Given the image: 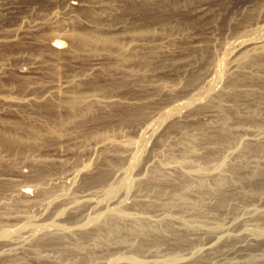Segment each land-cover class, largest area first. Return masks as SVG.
<instances>
[{
    "label": "rangeland",
    "instance_id": "rangeland-1",
    "mask_svg": "<svg viewBox=\"0 0 264 264\" xmlns=\"http://www.w3.org/2000/svg\"><path fill=\"white\" fill-rule=\"evenodd\" d=\"M262 22L264 0H0V95H10L0 101V130L34 141L20 148L0 142V264H104L118 257L154 264H264V237L245 231H264V54L259 62L239 63L240 74L224 71L215 89L205 90L223 45L253 37ZM94 23L111 39L84 47L71 38ZM53 39L60 40L61 51L52 48ZM241 47L234 59L249 46ZM226 83L247 92L218 93ZM51 87L64 89L63 97L96 94L102 103L79 114L58 106L56 98H42ZM17 98L23 101L12 102ZM190 98L188 107L162 120L165 110ZM153 122V135L143 136ZM109 136L133 140V146L119 153L100 150L97 139ZM135 147L138 159L128 163ZM87 161L91 167L85 169ZM113 166L132 177L109 200L103 193L119 176ZM160 166L170 169L161 172ZM199 169L213 175L186 173ZM113 208L164 220L151 225L118 219ZM35 223L66 228L43 233L32 231ZM206 244L209 250L198 249Z\"/></svg>",
    "mask_w": 264,
    "mask_h": 264
},
{
    "label": "bare ground",
    "instance_id": "bare-ground-1",
    "mask_svg": "<svg viewBox=\"0 0 264 264\" xmlns=\"http://www.w3.org/2000/svg\"><path fill=\"white\" fill-rule=\"evenodd\" d=\"M180 1V0H179ZM172 2H174V1H172ZM175 2H176V0H175ZM142 3V2H141ZM139 4V5H141V7H143L142 6V4L144 3H142V4ZM146 3H148V2H146ZM146 3H145V5H146ZM171 3V2H170ZM169 3V4H170ZM135 4V3H134ZM137 5H138V3H136ZM172 4V3H171ZM180 4V3H179ZM188 4V3H187ZM138 5V6H139ZM144 5V4H143ZM190 5H193V4H190ZM201 5V4H200ZM204 5V4H203ZM129 7L131 6V4L129 3V5H128ZM133 6V5H132ZM132 6L130 7L131 9H132ZM136 6V5H135ZM176 6V5H175ZM175 6H173V7H175ZM180 6V5H179ZM199 6V5H198ZM140 7V6H139ZM160 7H162V5H160ZM159 7V8H160ZM164 7H165V4H164ZM187 7H188V5H187ZM128 8V7H127ZM135 9H136V11L138 10L137 9V6L136 7H134ZM144 8H145V6H144ZM177 8V7H176ZM197 8V7H196ZM129 9V8H128ZM130 9V10H131ZM135 9H133V12L135 11ZM161 10L162 9H164L163 7L162 8H160ZM171 9H172V7H171ZM182 9V8H181ZM190 9V8H189ZM200 9V8H199ZM198 9V10H199ZM141 10V9H140ZM149 10V9H148ZM159 10V9H158ZM176 10V9H175ZM202 10V9H201ZM205 10V9H204ZM204 10H202V11H204ZM126 11H128V10H126ZM196 11V10H195ZM201 11V12H202ZM206 11V10H205ZM137 12H140L139 10L137 11ZM143 12V11H142ZM189 12V11H188ZM148 13V12H147ZM159 13V12H158ZM157 13V14H158ZM190 13V12H189ZM202 14V13H201ZM159 15V14H158ZM160 15H162L161 13H160ZM153 16H155V15H153ZM153 16H151V17H153ZM165 16V15H164ZM256 16V15H255ZM157 17V16H156ZM163 16H161V18H162ZM175 17H176V15H175ZM206 17V16H205ZM257 17H258V15H257ZM158 18V17H157ZM160 17H159V19H161ZM194 18V17H193ZM198 18V17H197ZM91 19V18H90ZM94 19V18H93ZM154 19V18H153ZM158 19V21H160ZM164 19V18H163ZM162 19V20H163ZM172 19V18H171ZM203 19V18H202ZM95 20V19H94ZM161 20V21H162ZM93 21V20H92ZM101 20H99V22H100ZM155 21V20H154ZM173 21V20H172ZM261 21V20H260ZM94 22V21H93ZM95 22H97L98 23V20H97V18H96V21ZM181 22V21H180ZM189 22V21H188ZM102 23V22H101ZM101 23H99L100 24V26H101ZM181 23H183V22H181ZM91 24V23H90ZM95 24V23H94ZM160 24H163V23H160ZM179 24V23H178ZM131 25V24H130ZM135 25V24H134ZM100 26H98V25H96L95 24V26H92L93 28L91 29V30H89V31H84V32H81L80 34H75L73 37H71L72 39L73 38H77V40L78 41H80L79 43H80V45L82 46L83 44H84V47L85 46H89V47H92V45H94V43H105V42H107L108 40H110L111 38L110 37H108L107 35H104V33L102 32V30H100ZM103 26V25H102ZM102 26H101V28H102ZM128 26V25H127ZM136 26V25H135ZM147 26V25H146ZM145 26V27H146ZM150 26V25H149ZM149 26H147L148 27V29H149ZM158 26V25H157ZM192 26V25H191ZM139 27V26H138ZM138 27L136 28V30H138ZM141 27H144V26H142L141 25ZM141 27H140V30H141ZM165 27V26H164ZM180 27V26H179ZM184 27V26H183ZM163 28V27H162ZM134 29V28H133ZM175 29V28H174ZM255 31H253L254 32V36L253 37H250V38H240V39H234V40H231L230 42H228V43H226V44H224L223 45V53H222V55L223 56H221V58H219V59H217L216 58V63L214 64V67L212 66L213 64H211V67L213 68L212 69V71H211V69H208L207 68V70H206V72H209V74H210V71H211V73L212 74H210L209 76L210 77H207V78H205V79H207L206 80V85H207V87H206V89L205 88H203V89H205L206 90V94H207V92H209V94H210V91L209 90H211V88H212V91H213V88L215 89V86L216 85H218L217 83H219L220 81H221V77L224 75V71H227V72H233V74H234V72L236 73H239V72H241V70H237V66L239 65V63H241L240 65H242V62L244 61H246L247 62V60L248 59H250L251 58V60L252 61H249V62H253V61H256V62H259L262 58H261V55H263L264 54V23L262 22V23H260L258 26H256L255 28H253ZM154 30V29H153ZM129 31H131V30H129ZM129 31H128V34H129ZM143 33L144 32H147V33H149V32H151V30L149 31H147V28H145V29H143L142 28V30H141ZM140 31V32H141ZM252 31V30H251ZM134 32V31H133ZM138 32V31H137ZM175 32V31H174ZM255 32L257 33V35H255ZM153 33V32H152ZM149 34H151V33H149ZM155 34V33H154ZM161 34V33H160ZM250 34V33H249ZM72 35V34H71ZM143 35V34H142ZM156 35H157V32H156ZM70 36V35H69ZM134 36V35H133ZM147 36V35H146ZM153 36V35H152ZM168 36H170V35H168ZM174 36V35H173ZM172 36V37H173ZM139 37V36H138ZM137 37V38H138ZM142 37H144V36H142ZM148 37H149V39L151 38V35L149 36L148 35ZM156 37V36H155ZM158 37H161V36H158ZM164 37H166L165 35H164ZM130 38H131V36H130ZM154 38V37H153ZM140 39H141V37H140ZM143 39V38H142ZM147 40H149L148 38H146ZM152 39V38H151ZM159 39V38H158ZM163 39V38H162ZM176 39H178V38H176ZM144 40V39H143ZM202 40V39H201ZM146 41V40H145ZM76 42V41H75ZM207 43V42H206ZM205 43V44H206ZM51 44V46H52V48L54 49V50H57V51H61V48H60V46H61V44H60V40H58V39H56V40H54L53 39V41L50 43ZM75 44V43H74ZM73 44V45H74ZM205 44H204V46H205ZM208 44V43H207ZM77 45H78V43H77ZM76 45V46H77ZM80 45L78 46V48L80 47ZM209 45H211V44H209ZM75 46V49L77 48ZM124 46V45H123ZM241 46H249L248 48H246V49H242L243 51L241 52V54L242 55H240V57H237V59L235 58L234 59V57H235V55L232 57L231 55L233 54V53H239V48H242ZM83 47V48H84ZM126 47V46H125ZM77 48V49H78ZM129 48V47H128ZM195 48V47H194ZM121 49V48H120ZM131 49H132V46H131ZM74 50V49H73ZM128 50V49H127ZM199 50V49H198ZM207 50V49H206ZM209 50H210V48H209ZM237 50H238V52H237ZM71 51V50H70ZM76 51V50H75ZM194 51V50H193ZM203 51V50H202ZM205 51V50H204ZM211 51V50H210ZM73 52V51H72ZM131 52V51H130ZM129 52V53H130ZM214 52V51H213ZM128 53V54H129ZM132 53V52H131ZM209 53V52H208ZM202 54H203V52H202ZM210 54V53H209ZM240 54V53H239ZM132 55H134V52H133V54ZM198 55V54H197ZM213 54H211V57L213 58V56H212ZM242 56V57H241ZM260 56V57H259ZM131 57V56H130ZM209 57V56H208ZM231 57L233 58V59H231ZM264 57V56H263ZM248 58V59H247ZM207 59H209V58H207ZM206 59V60H207ZM211 59V58H210ZM214 59V58H213ZM264 59V58H263ZM201 60V59H200ZM236 60H238V61H236ZM208 61V60H207ZM227 61H229V62H231V65L230 66H228V67H226V62ZM264 61V60H263ZM193 62V61H192ZM196 62V61H195ZM243 62V65H245V63ZM210 63H211V61H210ZM209 62H208V64H210ZM212 63H213V61H212ZM254 63V62H253ZM263 63V62H262ZM261 63V64H262ZM251 64V63H250ZM257 64V63H256ZM264 64V63H263ZM262 64V65H263ZM206 65H207V63H206ZM206 65H205V67H206ZM242 65V66H243ZM248 65L249 64H247V67H248ZM255 65V64H254ZM260 65V64H259ZM208 66V65H207ZM261 66V65H260ZM204 66H203V69L205 68ZM210 67V66H209ZM210 67V68H211ZM247 67H246V69H247ZM256 67H258V66H256ZM238 68H239V66H238ZM249 68V67H248ZM260 68V67H259ZM241 69H245V68H241ZM255 69V68H254ZM262 69V68H261ZM252 70V69H251ZM201 71V70H200ZM204 71V70H203ZM243 71V70H242ZM246 71H248V70H244L243 72H246ZM258 71H259V69H258ZM243 72H242V74L241 75H243ZM253 72V71H252ZM252 72H250V70H249V73H252ZM257 72V71H256ZM248 73V74H249ZM255 73V72H254ZM192 74V73H191ZM240 74V73H239ZM238 74V75H239ZM257 74V73H256ZM196 75V74H195ZM229 75V74H228ZM245 75V74H244ZM260 75V74H259ZM258 75V76H259ZM193 76V75H192ZM201 76V75H200ZM203 76V75H202ZM208 76V75H207ZM231 76H232V74H231ZM234 76V75H233ZM237 76V75H236ZM247 76V75H246ZM264 76V75H263ZM229 77V76H228ZM254 77H256L255 75H254ZM236 78H239V82L241 81L240 79H241V76L240 77H236ZM248 78V77H247ZM259 78H262V77H259ZM191 79H193V78H191ZM232 79H235V78H232ZM257 80H259V79H257ZM263 80V79H262ZM189 82V81H188ZM226 82V81H225ZM229 82V81H228ZM227 82V83H228ZM245 82V81H244ZM247 82V81H246ZM251 82V81H250ZM256 82V81H255ZM69 83H70V85H71V80L69 81ZM191 83V82H190ZM193 83V82H192ZM225 84L224 86H223V88L220 90L219 89V91H217L218 93L220 92V94H221V92L222 93H240V92H243V91H246V89H248V88H242V87H239V88H233V87H229L230 85H228V84ZM259 83V82H258ZM261 83V82H260ZM96 84V83H95ZM98 84V83H97ZM248 84H249V82H248ZM252 84V83H251ZM69 84L68 83H65L64 84V88H66L67 86H68ZM240 85V84H239ZM42 86V85H41ZM41 86H40V88H41ZM162 86V85H161ZM164 86V85H163ZM195 86V85H194ZM233 86H235V85H233ZM237 86V85H236ZM240 86H242V85H240ZM253 86V85H252ZM261 86V85H260ZM259 86V87H260ZM39 87V86H38ZM42 87H44V86H42ZM98 87H100L99 85H98ZM97 87V88H98ZM205 87V86H204ZM30 88H32V86L30 87ZM44 88H46L47 89V87H44ZM52 89L47 93V95L46 96H43L42 95V98L44 97V99L47 97V99H48V101L49 102H51L49 99L50 98H56L57 100V104H58V106H63V107H65L66 109H72V108H74L75 110H76V112L77 113H82L83 112V109L85 108L84 106H89V104H94V103H97V104H99L101 101L99 100V97H97L96 96V94L95 95H87L86 94V96L85 95H75V96H67V97H63L62 96V91H64V89H59V88H54V87H51ZM194 88V87H193ZM198 88V87H197ZM250 88V87H249ZM201 89V88H200ZM253 89V88H252ZM45 90V89H44ZM197 90V89H196ZM199 90V89H198ZM251 90V89H250ZM254 90V89H253ZM259 90H260V88H259ZM262 90V89H261ZM264 90V89H263ZM74 91V90H73ZM202 91V90H201ZM201 91L199 90V92L201 93ZM252 91V90H251ZM45 92H47V90L45 91ZM67 93H69L68 91H66ZM203 92H204V90H203ZM202 92V93H203ZM247 92V91H246ZM72 93V92H71ZM71 93H70V95H71ZM77 93V92H76ZM82 93V92H81ZM244 93V92H243ZM63 94H65V92L63 93ZM75 94V93H74ZM89 94V93H88ZM195 94V93H194ZM215 94V93H214ZM217 94V93H216ZM68 95V94H67ZM202 95V94H201ZM225 95V94H224ZM230 95H232V94H230ZM65 96H66V94H65ZM194 96V95H193ZM198 96H200V94L198 95ZM198 96L195 98V99H199L198 98ZM203 96V95H202ZM210 96V95H209ZM219 98H220V96L219 95H217ZM10 97V95L8 94V95H0V101H2V100H7L8 101V98ZM39 97H41V96H39ZM218 97H215V98H218ZM33 98V97H32ZM41 98V99H42ZM204 98H205V94H204ZM208 99H209V97H207ZM28 99V98H27ZM26 99V100H27ZM46 99V100H47ZM202 99H203V97H202ZM37 100V98L35 99H33L32 101H33V103H35L34 101H36ZM39 100H40V98H39ZM43 100V99H42ZM192 100H194V98H190V100L189 101H180V103H176V105H174L173 107H171V108H169V109H167V110H165V112H164V114H163V111H162V113L161 114H163V117H162V120H164L170 113H172V112H174V111H181V109L182 108H184V107H186V105H187V107H188V105H189V103L192 101ZM200 101L199 102H201V98L199 99ZM21 101H23V99L22 98H17V99H15V100H12V102H15V103H20ZM28 101V100H27ZM31 101V100H30ZM44 101V100H43ZM48 101H45V103L46 102H48ZM102 101H104V100H102ZM112 101V100H111ZM111 101H109V102H111ZM115 101V100H114ZM206 101V100H205ZM208 101H210V100H208ZM212 101V100H211ZM37 102V101H36ZM53 102V101H52ZM107 102V101H106ZM192 102H194V101H192ZM196 102H197V100H196ZM42 103V102H41ZM44 103V104H45ZM102 103V102H101ZM103 103H105V101L103 102ZM108 103V102H107ZM212 103V102H211ZM113 105H114V103H112ZM192 104V103H191ZM209 104H210V102H209ZM47 106H48V104H46ZM109 105V104H108ZM53 106V105H52ZM91 106V105H90ZM95 106H97V105H95ZM106 106V105H105ZM203 106V105H202ZM212 106V105H211ZM84 107V108H83ZM199 107V106H198ZM48 108H49V106H48ZM57 108H59V107H57ZM62 108V107H61ZM83 108V109H82ZM88 108V107H87ZM92 108V107H91ZM100 108V107H99ZM89 109V108H88ZM51 110V109H50ZM91 110V109H90ZM89 110V111H90ZM68 111V110H67ZM72 111V110H71ZM74 111V110H73ZM73 111L71 112V113H73ZM86 111V108H85V110H84V112ZM137 112V111H136ZM69 113V112H68ZM74 114L75 113H73V116H74ZM88 114V113H87ZM86 114V115H87ZM135 114V113H134ZM69 115V114H68ZM86 115H84V116H86ZM72 115H70V117H71ZM79 115H77V117H78ZM126 116V115H125ZM129 116H130V114H129ZM74 118V117H73ZM76 118V117H75ZM80 118H82V117H80ZM127 118V117H126ZM131 118H133V117H131ZM123 120V119H122ZM129 120H130V118H129ZM132 120V119H131ZM80 121V120H79ZM61 125V124H60ZM156 125V124H155ZM155 126H154V122L153 123H151L150 125L148 124V126L146 127L145 126V128L143 129V132H142V135L143 136H149V138H150V136H152L153 135V132H154V130H155ZM46 130H45V132L47 133L48 132V129L47 128H45ZM50 129V128H49ZM51 129H53V127H51ZM41 130V129H40ZM37 131V130H36ZM36 131H34V132H32V133H34L33 134V136L35 135V132ZM52 131V130H51ZM32 133H31V131H30V134L32 135ZM37 133H39V132H37ZM37 133H36V135H37ZM41 133V132H40ZM43 133H44V131H43ZM53 133V132H52ZM42 134V133H41ZM51 134V133H50ZM115 134V133H114ZM118 134V133H117ZM36 135H35V137H36ZM58 135V134H57ZM113 136V135H112ZM31 137V136H30ZM45 137V136H44ZM50 137V136H49ZM52 137V136H51ZM58 137V136H57ZM57 137H55V138H57ZM60 137V136H59ZM29 138V137H28ZM54 138V139H55ZM118 138V137H117ZM31 139H33V138H31ZM31 139H28V140H31ZM128 139V138H127ZM120 140V139H116V138H112V137H102V138H99V139H97L98 141L96 142V144H98V147H100V150L101 149H106V148H112V149H115L116 150V152L118 151V153H119V151H128V149L130 148V146H133L132 144H133V140ZM27 137L26 138H24L22 135H18V134H15V133H11V132H7V131H2V130H0V142L1 143H3L4 145L5 144H8V145H17L18 146V148H20L19 146L20 145H22V144H24V143H27ZM36 140V139H35ZM95 140V139H94ZM31 141H33V140H31ZM190 142V141H189ZM33 143H34V141H33ZM36 143V142H35ZM188 143V142H187ZM95 144V143H94ZM7 145V146H8ZM31 145V144H30ZM29 145V146H30ZM36 145V144H35ZM26 146H28V145H26ZM189 146V145H188ZM11 147V146H10ZM97 147V148H98ZM23 148V147H22ZM25 148V147H24ZM29 148V147H28ZM30 149V148H29ZM28 149V150H29ZM33 149V148H32ZM99 149V148H98ZM192 149V148H191ZM108 151H109V149H107ZM106 150V151H107ZM134 150V149H133ZM23 151H25V150H23ZM32 150H30V152H31ZM99 151V150H98ZM22 152V151H21ZM94 152V151H93ZM104 152V151H103ZM131 152H133V151H131ZM229 152V151H228ZM115 153V152H114ZM117 153V154H118ZM105 154H107V153H105ZM111 154V153H110ZM109 154V155H110ZM116 154V155H117ZM129 154H130V151H129ZM28 155V154H27ZM103 155V154H102ZM112 155V154H111ZM119 155V154H118ZM128 155V154H127ZM138 155H139V153H138V151L136 150V147H135V151H134V153L132 154V160L131 161H128V163L130 162V163H132V164H134V162H136L137 161V159H138ZM105 156V155H104ZM112 156H114V154L112 155ZM124 156V155H123ZM30 157V156H29ZM107 157V155L105 156V157H102V159L103 158H106ZM116 157H118V156H116ZM121 157V156H120ZM119 157V158H120ZM128 157V156H127ZM130 157V156H129ZM101 158V157H100ZM108 158H109V156H108ZM183 158H185V157H183ZM222 158H224V157H222ZM34 159V158H33ZM115 159V158H114ZM117 159V158H116ZM115 159V160H116ZM40 160V159H39ZM38 160V161H39ZM103 160H107V159H103ZM110 160V159H109ZM108 160V161H109ZM120 160V159H119ZM96 161H98V160H96ZM177 161V160H176ZM221 161V160H220ZM88 162V161H87ZM162 162V161H161ZM188 162V161H187ZM39 163H40V161H39ZM107 164H108V162H106ZM163 163V162H162ZM161 163V164H162ZM175 163V162H174ZM37 164V163H36ZM104 164V163H103ZM110 164V163H109ZM109 164H108V166H109ZM167 164V163H166ZM166 164H165V166H166ZM176 164H179V163H177L176 162ZM184 164V163H183ZM129 165V164H128ZM131 165V164H130ZM159 165V164H158ZM157 165V166H158ZM225 165V164H224ZM112 166V165H111ZM162 166V165H161ZM160 166V167H161ZM165 166H164V168H165ZM173 166V165H172ZM181 166V165H180ZM201 166V165H200ZM84 167H85V169L86 168H90L91 167V165H90V162H88V163H85V165H84ZM175 167H176V169H177V165H174L173 166V168L175 169ZM188 167H189V165H188ZM199 167V166H198ZM197 167V168H198ZM208 167V166H207ZM215 167H216V165H215ZM218 167V166H217ZM224 167V166H223ZM110 168V167H109ZM162 168V167H161ZM166 168H168V167H166ZM163 169V170H160L161 172H164V170L166 171L167 169ZM178 168H179V166H178ZM196 168V169H197ZM202 168V167H201ZM200 168V169H201ZM221 168V167H220ZM107 169V168H106ZM106 169H105V171H106ZM168 169H170V168H168ZM181 169V168H180ZM191 169V168H190ZM200 169H199V172L197 171V172H194V173H191V172H187L186 171V173H187V175H189V176H198V177H200V176H206V175H211L213 172L211 171H206V169L205 170H201L202 172H200ZM209 169V168H208ZM212 169V168H211ZM210 169V170H211ZM101 170H103V169H101ZM112 170H115V171H119V176H118V178L115 180V181H112V182H110V180H113V179H110L109 180V185H108V187H107V189L104 191V197H106L107 199L109 198V200H114V196H115V194H117V192H119V190L123 187H125L127 184H128V179H129V177H132V176H130V170H127V169H124V168H117V167H115V166H113V168H112ZM178 170V169H177ZM198 170V169H197ZM213 170H215V168L213 169ZM220 170V169H219ZM88 171H90L89 169H88ZM100 171V170H99ZM159 171V170H158ZM170 171H172V169L170 170ZM174 171V170H173ZM176 171V170H175ZM224 171V170H223ZM104 172V171H103ZM107 172L108 171H106V174H104V175H102V172H101V175L102 176H100L99 178H98V180L99 179H101V178H103V177H106V175H107ZM111 172V171H110ZM113 172V171H112ZM178 172H179V170H178ZM177 172V173H178ZM117 173V172H116ZM116 173H114L113 172V176H115L116 175ZM172 173V172H171ZM173 173H175V172H173ZM115 174V175H114ZM158 174H160L159 172H158ZM216 174V173H215ZM97 175V174H96ZM112 175V174H111ZM176 175V174H175ZM186 175V174H185ZM213 175V174H212ZM217 175V174H216ZM219 176H220V174H218ZM222 175V174H221ZM179 176V175H178ZM150 177V176H149ZM221 177V176H220ZM226 177H227V175H226ZM112 178V177H111ZM115 178H116V176H115ZM114 178V179H115ZM193 178V177H192ZM213 178V177H212ZM150 179V178H149ZM223 179H225V176H224V178ZM223 179H222V181H223ZM104 180H106V179H104ZM103 180V181H104ZM136 180V179H135ZM138 180V179H137ZM151 180V179H150ZM190 181V180H189ZM219 181H221V179L219 180ZM219 181H217V182H219ZM131 182V181H130ZM148 182V181H147ZM191 182V181H190ZM216 182V183H217ZM143 183H145L144 181H143ZM222 183V182H221ZM220 184V183H219ZM224 184V183H223ZM128 186V185H127ZM147 186H148V184H147ZM125 189V188H124ZM126 190V189H125ZM122 202V201H121ZM119 203V202H118ZM114 209V208H113ZM112 209V210H113ZM119 209V208H118ZM118 209H114L113 210V215L115 216V217H118V219L120 218V219H131V220H133V221H136V223H139V222H143V221H147V222H152L151 223V225L153 224V222L155 223V222H157V220L158 221H160L161 219H162V217H164V216H158V218H150V217H148V216H143V215H138L137 213L136 214H134L133 212L132 213H123L122 212V210L121 211H119ZM111 210V211H112ZM251 211V210H250ZM254 211H256L257 212V210H254L253 209V212ZM252 212V213H253ZM258 213V212H257ZM261 213H264V210H261ZM254 215V214H253ZM157 217V216H156ZM248 217V216H247ZM166 218V217H165ZM160 219V220H159ZM166 219H168V218H166ZM162 220H164V219H162ZM169 220V219H168ZM234 220V219H233ZM241 220V219H240ZM120 221V220H119ZM125 221H127V220H125ZM130 221V220H129ZM130 222H132V221H130ZM161 222V221H160ZM160 222H158V224L160 223ZM44 223V222H43ZM116 223V222H115ZM124 223V222H123ZM133 223V222H132ZM135 223V222H134ZM227 223V222H226ZM234 223H236V222H234ZM30 224H32V223H30ZM30 224H25L26 226H24V224H23V226L24 227H27V226H30ZM141 224V223H140ZM143 224H144V222H143ZM158 224H156V225H158ZM238 224V223H237ZM134 225H136V224H134ZM147 225V224H146ZM203 225V224H202ZM32 226V225H31ZM133 226V224L132 225H130V228ZM138 226H140L139 224H138ZM155 225H153V227H154ZM201 226V225H200ZM246 226V225H245ZM68 227V226H67ZM134 227V226H133ZM137 227V226H136ZM143 227V229H144V225L142 226ZM142 227H140V228H142ZM148 227V226H147ZM152 227V228H153ZM216 227V226H215ZM214 227V228H215ZM64 228H66V227H64V226H60V225H54V224H52V223H50V224H45V225H43V226H38L36 223H35V225L33 224V226H32V231H40V232H43V233H49V232H51V231H53V229H55V230H63ZM135 228V227H134ZM138 228V227H137ZM136 228V229H137ZM139 228V229H140ZM146 228V227H145ZM157 227H155V228H153V229H156ZM159 228V227H158ZM157 228V229H158ZM217 228V227H216ZM221 228V232H224L223 231V229H222V227H220ZM219 228V229H220ZM257 228V227H256ZM256 228H248L247 227V229L245 230L246 231V233H248V235H250V236H255V237H259V238H261L260 236H262V237H264V231H262V230H259V229H256ZM21 229V228H20ZM25 229V228H24ZM27 229H29V228H27ZM69 229V228H68ZM226 229V228H225ZM135 230V229H134ZM146 230V229H145ZM216 230V229H215ZM238 230V229H237ZM236 230V231H237ZM137 231V230H136ZM141 231V230H140ZM245 231H244V233H245ZM131 232H133V231H131ZM220 232V233H221ZM240 232V231H239ZM111 233H112V231H111ZM134 233H135V231H134ZM225 233V232H224ZM238 233V232H237ZM243 233V234H244ZM113 234V233H112ZM141 234H142V232H141ZM218 234V233H217ZM234 234V233H233ZM242 233H240L239 235H241ZM232 235V234H231ZM235 236V235H234ZM242 236V235H241ZM249 236V237H250ZM218 237V236H217ZM216 237V238H217ZM230 237V236H229ZM239 236L237 235V238H238ZM243 238V237H242ZM251 238V237H250ZM233 239V238H232ZM252 239V238H251ZM256 238H254V239H252V240H255ZM223 241V240H222ZM204 244H205V242H204ZM210 246L209 245H207L206 244V246H201L200 248H198V249H200L201 251L202 250H209L210 248H209ZM199 250V251H200ZM196 251V250H195ZM198 251V250H197ZM185 253V252H184ZM197 253V252H196ZM190 255V254H189ZM191 256V255H190ZM184 257V256H183ZM113 259V258H112ZM153 259H155V258H153ZM167 259V258H166ZM111 260V259H110ZM159 260V259H158ZM157 260V261H158ZM167 260H169V259H167ZM175 260V259H174ZM183 260V259H182ZM99 261V260H98ZM103 261V260H102ZM101 261V262H102ZM124 262L125 264H154V261H152V260H150V261H148V260H144V259H137V258H135V257H125V259H123V258H120V257H118V258H116V259H114V260H111L110 262H108L107 261V263H104V264H115V263H118V262ZM156 261V260H155ZM156 261V262H157ZM160 261V260H159ZM178 261H179V259H178ZM106 262V261H105ZM160 262H162V261H160ZM168 262V261H167ZM167 262H165L166 264H167ZM172 262V261H171ZM174 262H176V261H174ZM123 263V264H124ZM165 263H162V264H165ZM159 264V263H158ZM169 264V263H168Z\"/></svg>",
    "mask_w": 264,
    "mask_h": 264
}]
</instances>
